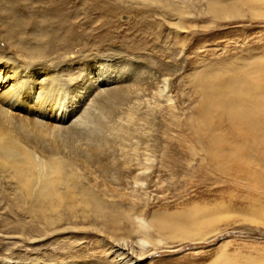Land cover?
Listing matches in <instances>:
<instances>
[{
	"label": "rangeland",
	"instance_id": "rangeland-1",
	"mask_svg": "<svg viewBox=\"0 0 264 264\" xmlns=\"http://www.w3.org/2000/svg\"><path fill=\"white\" fill-rule=\"evenodd\" d=\"M0 72L30 109L0 106V263L264 264V0H0ZM236 97L263 104L257 139L216 103ZM70 109L80 144L49 118ZM131 152L139 198L111 184ZM165 212L197 239L157 233Z\"/></svg>",
	"mask_w": 264,
	"mask_h": 264
},
{
	"label": "bare ground",
	"instance_id": "bare-ground-1",
	"mask_svg": "<svg viewBox=\"0 0 264 264\" xmlns=\"http://www.w3.org/2000/svg\"><path fill=\"white\" fill-rule=\"evenodd\" d=\"M13 76H14L13 73L12 74H10V73L4 74V73L0 72V106H1V109L3 111V114H4V107H6V105L10 106V107H6V109H11V110L15 109L16 111L19 110L22 113H25V112L28 113L30 111L29 107H24V106L21 107V99H18L20 97H16L17 95H19L18 92H16L17 91L16 87L14 88L13 84H10V85L6 84L7 81H9V79H12ZM96 80H97L98 83L100 82L102 84L103 83L107 84L109 82L105 78V76H102V78H97ZM14 89L16 91H14ZM216 103H217V105H219V106H221L223 108V110L226 112V115L230 118L228 120L232 121V124H233L234 127L240 128L243 133L249 134V135H251V136H253V137H255L257 139V136L255 135V132L260 129V125L256 124V115H257L256 113L258 112V109L261 107L260 105L262 104V103H260L259 100H255L252 103L246 104L245 102H243V99H239V98L236 97V99H230L229 98L228 100L219 99L218 102L216 101ZM236 104H243L244 107L243 108H238L236 106ZM245 105H247V107H245ZM212 106H214V103H213ZM52 112H53L52 114H49V118L55 122V125H53V128L55 129V131H59L60 132L59 134H60V136L63 139L64 138H66V139L68 138L69 140L80 144L81 138L78 135L79 131L73 129L74 126H77V127L82 126V124L78 122V117L75 116V113H76L75 109H70V111L68 112L67 115H65L64 113L59 112L58 110H56L55 113H54V111H52ZM65 112H66V110H65ZM70 127H73V128L70 129ZM125 155L126 156H123L124 160H122V162H124V165H123L122 169L119 168L118 181H115V180L111 181V184L117 185L118 182H122L123 181L125 190H129V192H127L128 195L134 196L135 198H139V194L137 193L138 189L142 190V188L144 187L143 185L146 186L147 184H148V186H151V181L152 180H151L150 172H151L152 165L150 164V166H151L150 167L147 164L146 155H144V153H142V152H134V153L131 152V153L125 154ZM88 157L89 156L87 155V153H85V152L82 153L81 158L83 160H87ZM55 158H52V159L55 160ZM149 159H151V158L149 157ZM239 160H243V159L241 158ZM56 161L63 162V160H61V156H58L56 158ZM125 164H128V165L125 167ZM95 188H96V191H97V189H99V185H97V184L96 185L95 184L92 185V183L91 184L89 183V184H87V190L88 191L84 193L85 197L94 199L96 201L97 210H95V212L102 213L104 211V209L120 210L119 208L122 206L121 202H119V201H110V197L113 198V196H115L113 192H111L109 194H104V196H101L97 192H95V190H94ZM105 188H101L99 190H102L103 193H105V191H104V190H106ZM113 189H116V188L113 187ZM117 193H118V191H117ZM124 193H126V192L124 191ZM54 196H49L48 198L53 199ZM102 197H106V198H102ZM114 198H116V197H114ZM75 204H77V203H75ZM131 211L132 210L130 209V212ZM159 214H160L161 217H163V220L160 222V226L159 227H155L154 226V228H155L157 233H159V234L163 233L164 234V232H162V231L167 230L168 233H169V236H167V237H170L172 239L178 238V239H174V241H176V242L178 240L179 241H194V240L197 239V237L195 238L193 236L192 230L186 224H181V220H180V223H178V219L179 218H178L177 214H175V213H166V212L164 214H162V213H159ZM75 215L77 216V214H75ZM104 216L107 217L108 214H104L103 217ZM78 217H80V216H78ZM88 217L89 216L85 215L84 212H83V215H82L83 220H84V218H88ZM53 220L54 219H50L51 223H53ZM58 222H59V220H58ZM102 222H103V220H102ZM149 227L150 226H147V228H146L145 225L143 226V224H141V223L138 224V228L142 229L143 233L145 235H149L148 234L149 233L148 232ZM150 229H151V227H150ZM179 233H183V234L179 235ZM159 237H161V236H158V238ZM151 238H152V236L150 237V235L149 236H143L141 241L142 242L145 241L146 242L145 244H147V242H148L149 244L153 243L154 245H156L157 242H159L161 240V239H158L159 241L152 242ZM137 243L139 245V248L141 249V251H140L141 255H143L144 253L147 254V252L149 250L148 249H144L145 245L143 243H139V242H137ZM32 262H34V261H32ZM0 264H2V263H0Z\"/></svg>",
	"mask_w": 264,
	"mask_h": 264
}]
</instances>
